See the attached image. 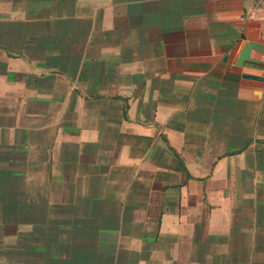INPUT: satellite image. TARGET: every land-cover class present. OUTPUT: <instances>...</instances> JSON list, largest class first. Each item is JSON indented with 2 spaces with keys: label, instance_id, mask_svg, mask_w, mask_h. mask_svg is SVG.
Instances as JSON below:
<instances>
[{
  "label": "crops",
  "instance_id": "crops-1",
  "mask_svg": "<svg viewBox=\"0 0 264 264\" xmlns=\"http://www.w3.org/2000/svg\"><path fill=\"white\" fill-rule=\"evenodd\" d=\"M0 264H264V0H0Z\"/></svg>",
  "mask_w": 264,
  "mask_h": 264
},
{
  "label": "water",
  "instance_id": "water-1",
  "mask_svg": "<svg viewBox=\"0 0 264 264\" xmlns=\"http://www.w3.org/2000/svg\"><path fill=\"white\" fill-rule=\"evenodd\" d=\"M250 46L249 44H245L243 46V48L241 49L240 51V54H239V57H238V61H237V65L239 66H243V64L246 62V61H249L250 58H249V50H250ZM243 78H249V79H255L256 77L254 76H251V75H242Z\"/></svg>",
  "mask_w": 264,
  "mask_h": 264
}]
</instances>
